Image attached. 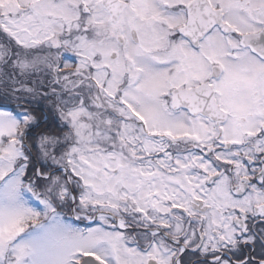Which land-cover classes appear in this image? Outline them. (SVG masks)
<instances>
[{
    "label": "snow or ice",
    "instance_id": "1",
    "mask_svg": "<svg viewBox=\"0 0 264 264\" xmlns=\"http://www.w3.org/2000/svg\"><path fill=\"white\" fill-rule=\"evenodd\" d=\"M0 264H264V0H0Z\"/></svg>",
    "mask_w": 264,
    "mask_h": 264
}]
</instances>
